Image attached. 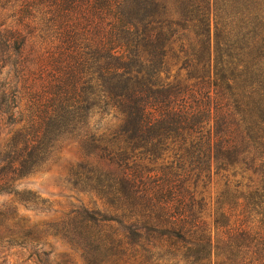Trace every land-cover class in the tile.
<instances>
[{
	"label": "trees",
	"instance_id": "16d2710c",
	"mask_svg": "<svg viewBox=\"0 0 264 264\" xmlns=\"http://www.w3.org/2000/svg\"><path fill=\"white\" fill-rule=\"evenodd\" d=\"M8 67L0 187L72 137L131 257L264 264V0H0Z\"/></svg>",
	"mask_w": 264,
	"mask_h": 264
},
{
	"label": "rangeland",
	"instance_id": "374dc122",
	"mask_svg": "<svg viewBox=\"0 0 264 264\" xmlns=\"http://www.w3.org/2000/svg\"><path fill=\"white\" fill-rule=\"evenodd\" d=\"M9 72L3 70L0 79ZM26 106L22 100L18 111ZM97 121L91 125L101 133H113L120 124ZM17 127L5 121L0 127V158ZM86 153L74 138L61 140L30 175L0 187V264H167L164 250L131 257L118 224L87 221V213L111 211L88 188L93 173Z\"/></svg>",
	"mask_w": 264,
	"mask_h": 264
}]
</instances>
